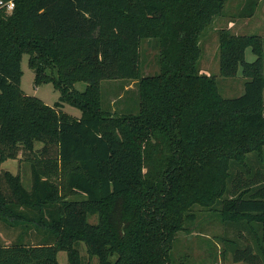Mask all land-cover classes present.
Returning a JSON list of instances; mask_svg holds the SVG:
<instances>
[{
  "label": "trees",
  "instance_id": "obj_1",
  "mask_svg": "<svg viewBox=\"0 0 264 264\" xmlns=\"http://www.w3.org/2000/svg\"><path fill=\"white\" fill-rule=\"evenodd\" d=\"M12 1L0 8V165L21 156L31 186L0 172V223L43 236L0 245V264H60L59 252L85 264L81 244L97 264H171L195 207L236 229L245 244L222 238L234 263L264 264L263 40L218 31L220 76L241 68L246 79L238 97L197 67L226 0ZM145 39L158 48L151 76L140 72ZM24 55L34 83L59 92L54 106L21 91ZM103 80L135 81L137 111L105 112Z\"/></svg>",
  "mask_w": 264,
  "mask_h": 264
},
{
  "label": "rangeland",
  "instance_id": "obj_2",
  "mask_svg": "<svg viewBox=\"0 0 264 264\" xmlns=\"http://www.w3.org/2000/svg\"><path fill=\"white\" fill-rule=\"evenodd\" d=\"M227 29L232 34L247 36L257 35L263 40L264 50V0H226L223 11L214 17L212 23L203 30L199 38L200 57L197 63L201 73L215 78L220 94L223 98H235L243 94L245 78L241 68L233 78H225L219 74L218 62V31ZM140 72L142 76L155 75L159 71L157 63L158 48L155 40L145 39L140 47ZM245 61L251 63L255 56L251 48L244 54ZM21 78L19 87L21 91L31 97H36L48 106L59 102L60 94L52 84L34 83V73L28 66V56L24 55L21 64ZM264 72V57H263ZM86 84L76 83L74 89L83 92ZM102 107L107 113L121 115L135 113L138 108V92L135 81L103 80L100 82ZM264 100V91H263ZM62 111L68 115L79 118L80 110L68 103H63ZM40 147V145H37ZM7 159L0 165L1 171H8L12 175H19L25 189L31 186L29 163L25 160ZM194 222L186 225V231L178 233L171 250V264H245L234 263L231 254L224 252L223 236L233 239L239 244H245L238 239L235 228L225 227L217 214L195 207ZM88 222L95 224L97 217H89ZM226 234V235H225ZM27 245L40 243L42 234L33 229L23 232L21 227H9L0 223V245H9L21 239ZM80 255L84 263L97 264L96 258L90 259L83 244L79 246ZM58 262L68 264L64 252L58 253Z\"/></svg>",
  "mask_w": 264,
  "mask_h": 264
},
{
  "label": "built area",
  "instance_id": "obj_3",
  "mask_svg": "<svg viewBox=\"0 0 264 264\" xmlns=\"http://www.w3.org/2000/svg\"><path fill=\"white\" fill-rule=\"evenodd\" d=\"M0 8L5 9L7 13H11L14 8V2L12 0L8 2L0 1Z\"/></svg>",
  "mask_w": 264,
  "mask_h": 264
}]
</instances>
